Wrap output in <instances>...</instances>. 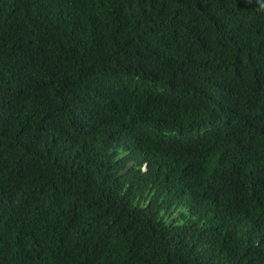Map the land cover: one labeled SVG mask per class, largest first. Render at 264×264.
<instances>
[{"label": "trees", "instance_id": "1", "mask_svg": "<svg viewBox=\"0 0 264 264\" xmlns=\"http://www.w3.org/2000/svg\"><path fill=\"white\" fill-rule=\"evenodd\" d=\"M0 264H264V0H0Z\"/></svg>", "mask_w": 264, "mask_h": 264}]
</instances>
